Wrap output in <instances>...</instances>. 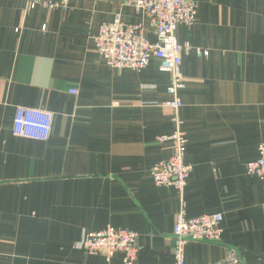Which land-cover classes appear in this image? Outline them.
<instances>
[{
    "label": "crops",
    "instance_id": "1",
    "mask_svg": "<svg viewBox=\"0 0 264 264\" xmlns=\"http://www.w3.org/2000/svg\"><path fill=\"white\" fill-rule=\"evenodd\" d=\"M193 1L195 23L176 31L193 48L180 67L192 167L183 200L187 218L221 214L222 234L188 242L185 264H217L227 248L264 264V197L246 173L264 143V0ZM116 14L155 42L148 19L119 0L53 11L0 0V264H123L76 248L106 226L137 235L134 264H173L179 197L151 177L172 154L160 140L175 129L163 107L170 78L156 59L138 72L106 65L93 39ZM17 107L52 114L46 140L13 134Z\"/></svg>",
    "mask_w": 264,
    "mask_h": 264
},
{
    "label": "built area",
    "instance_id": "2",
    "mask_svg": "<svg viewBox=\"0 0 264 264\" xmlns=\"http://www.w3.org/2000/svg\"><path fill=\"white\" fill-rule=\"evenodd\" d=\"M70 0H27V7L41 5L49 11L66 10ZM100 2L102 0H93ZM122 6L132 8L148 19L153 29L155 42L150 43L142 24L131 25L116 14L113 21L102 24L93 39L95 51L106 65L117 72L141 71L151 59L159 62V70L168 74L170 84L166 89L169 100L163 107L172 112L174 132L160 140L172 143V154L166 161L155 164L151 177L156 186L172 187L179 197V209L174 218L172 236L174 240L173 264H185V246L188 242L217 243L220 241L221 214L186 217L183 193L192 167L184 162L186 139L181 130L179 116L182 102L179 92L186 82L181 72L183 53L193 49L188 44L181 46L176 39L179 26L191 27L196 20L197 6L193 0H119ZM198 57H206V50L195 49ZM76 90L70 94L77 95ZM53 116L44 110L17 107L13 120V134L33 140L47 139ZM246 173L260 183L264 197V143L258 147V159L246 165ZM137 235L129 230L106 226L98 232L86 234L76 248L88 256H102L107 262L116 253L123 256V264H134L137 259ZM217 264H242L238 253L227 248L224 258Z\"/></svg>",
    "mask_w": 264,
    "mask_h": 264
}]
</instances>
